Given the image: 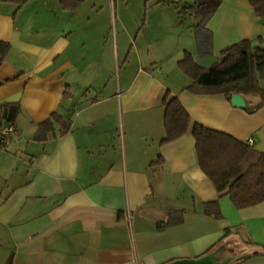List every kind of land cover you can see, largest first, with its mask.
<instances>
[{"label":"crops","instance_id":"obj_1","mask_svg":"<svg viewBox=\"0 0 264 264\" xmlns=\"http://www.w3.org/2000/svg\"><path fill=\"white\" fill-rule=\"evenodd\" d=\"M95 1L76 11L61 0L0 3V42L10 47L0 55V105L21 107L0 158V264H172L213 252L232 255L230 264H264V202L237 209L221 197L192 133L198 123L264 154L261 99L244 97L250 113L223 95H195L178 67L190 54L211 68L244 40L264 47V18L249 0H223L203 53L197 18L181 12L194 0L165 16L170 3L144 0V17ZM167 92L192 124L163 144ZM53 114L69 132L55 123L56 138L37 140ZM215 201L221 219L205 214Z\"/></svg>","mask_w":264,"mask_h":264},{"label":"trees","instance_id":"obj_2","mask_svg":"<svg viewBox=\"0 0 264 264\" xmlns=\"http://www.w3.org/2000/svg\"><path fill=\"white\" fill-rule=\"evenodd\" d=\"M31 0H0V3L23 8ZM87 0H61L65 11H76ZM258 17L264 18V0H249ZM190 11L197 18L193 25L199 48L209 53L212 48V34L206 29L207 22L220 8L223 0H194ZM10 49L9 44L0 42V55L4 58ZM179 69L192 80L187 91L195 95H223L234 107V96L258 97L261 102L254 111L264 107V47H254L251 41L244 40L222 52L221 61L211 68L199 66L190 54L179 62ZM165 107L166 138L163 144L183 137L190 129L192 120L179 98L167 92L163 99ZM250 113L246 106L242 108ZM21 112L19 104L0 105V125L14 123ZM55 123L60 125V135H66L71 123L58 114L43 123L36 139L45 141L56 138ZM196 141L199 165L221 193L229 196L237 209L256 206L264 202V154L234 137L206 128L198 123L192 130ZM156 163V162H155ZM205 214L215 219L223 217L218 201L205 205ZM228 233V232H227Z\"/></svg>","mask_w":264,"mask_h":264},{"label":"rangeland","instance_id":"obj_3","mask_svg":"<svg viewBox=\"0 0 264 264\" xmlns=\"http://www.w3.org/2000/svg\"><path fill=\"white\" fill-rule=\"evenodd\" d=\"M153 2L156 0H152ZM166 4L170 3L171 8H166L164 9L163 7V16L165 15H169L170 11L169 10H175L176 9V3H179V5L181 6H185L184 5V0H175L178 2H169L170 0H163ZM95 3H97L98 5V10L101 9V7H103L104 10H108L109 9V4L111 5V8L115 7V11L116 14H119V9L121 10V13L127 15V16H132V17H144L145 14V4H144V0H97L95 1ZM124 3H128V4H124ZM148 5V4H147ZM166 10V12L164 11ZM152 14H159L158 11H153ZM142 21V20H141ZM141 24L143 25L144 22L142 21ZM122 75V71L118 72V75L116 76V78H118V76Z\"/></svg>","mask_w":264,"mask_h":264},{"label":"water","instance_id":"obj_4","mask_svg":"<svg viewBox=\"0 0 264 264\" xmlns=\"http://www.w3.org/2000/svg\"><path fill=\"white\" fill-rule=\"evenodd\" d=\"M233 104L237 106L238 108H245L246 107V101L243 96H234L233 97ZM221 255L217 256V252H213L211 254H208L200 259L197 260H182L177 261L172 264H230L234 257L232 255L222 258V252H220Z\"/></svg>","mask_w":264,"mask_h":264},{"label":"built area","instance_id":"obj_5","mask_svg":"<svg viewBox=\"0 0 264 264\" xmlns=\"http://www.w3.org/2000/svg\"><path fill=\"white\" fill-rule=\"evenodd\" d=\"M17 129L14 123L0 125V158L3 152L5 151V145L8 139L16 134ZM251 144L252 140L249 141Z\"/></svg>","mask_w":264,"mask_h":264}]
</instances>
